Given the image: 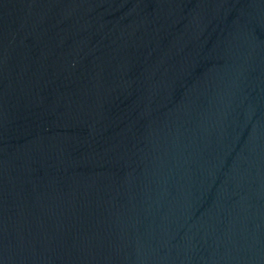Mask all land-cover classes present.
Here are the masks:
<instances>
[{
  "label": "water",
  "instance_id": "95a60500",
  "mask_svg": "<svg viewBox=\"0 0 264 264\" xmlns=\"http://www.w3.org/2000/svg\"><path fill=\"white\" fill-rule=\"evenodd\" d=\"M0 264H264V0H0Z\"/></svg>",
  "mask_w": 264,
  "mask_h": 264
}]
</instances>
